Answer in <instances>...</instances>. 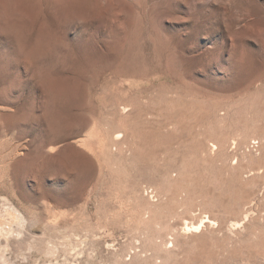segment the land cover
Segmentation results:
<instances>
[{
    "label": "rangeland",
    "instance_id": "1",
    "mask_svg": "<svg viewBox=\"0 0 264 264\" xmlns=\"http://www.w3.org/2000/svg\"><path fill=\"white\" fill-rule=\"evenodd\" d=\"M0 64V264H264V0H0Z\"/></svg>",
    "mask_w": 264,
    "mask_h": 264
},
{
    "label": "bare ground",
    "instance_id": "2",
    "mask_svg": "<svg viewBox=\"0 0 264 264\" xmlns=\"http://www.w3.org/2000/svg\"><path fill=\"white\" fill-rule=\"evenodd\" d=\"M251 60L252 57L251 56H246L240 59V65L238 66V68H236V71L234 73V77H233V81L231 83H234V89H236V85L235 83H251L252 80H256L258 79L257 76H259L261 74V68L260 67H252L251 66ZM115 138H113L112 141H118L120 139V135L119 133L114 136ZM112 141H110L112 143ZM116 144V143H115ZM107 146L105 145V148ZM108 148V147H107ZM106 150V149H105ZM110 156V155H109ZM106 157V156H105ZM245 213V212H244ZM248 213V212H246ZM15 218V216H14ZM206 223H210L212 222L209 217L205 216V221ZM213 225V224H212ZM199 226H196L195 229H199ZM1 229V228H0ZM192 229V228H191ZM188 230V228L186 229ZM3 232V229H2ZM5 233V232H4ZM1 234V233H0ZM6 234V233H5ZM3 234V235H5Z\"/></svg>",
    "mask_w": 264,
    "mask_h": 264
},
{
    "label": "snow or ice",
    "instance_id": "3",
    "mask_svg": "<svg viewBox=\"0 0 264 264\" xmlns=\"http://www.w3.org/2000/svg\"><path fill=\"white\" fill-rule=\"evenodd\" d=\"M3 83H4L3 65L0 64V90H2Z\"/></svg>",
    "mask_w": 264,
    "mask_h": 264
}]
</instances>
